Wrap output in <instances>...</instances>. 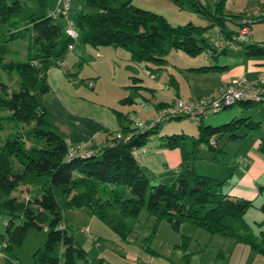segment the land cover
<instances>
[{"label": "trees", "instance_id": "trees-1", "mask_svg": "<svg viewBox=\"0 0 264 264\" xmlns=\"http://www.w3.org/2000/svg\"><path fill=\"white\" fill-rule=\"evenodd\" d=\"M171 1L198 13L205 20L204 25L188 22L173 26L162 15L135 7L129 0L116 6L111 0H86L94 12H80L70 20L76 32L73 39L59 23L61 16L49 15L46 0H0V26L5 29L0 33V129L1 124H6L12 131L3 138L0 135V211L7 216L2 235L3 264H16L8 251L22 243L29 229H41L45 225V241L34 251L32 264H104L101 258L88 257L66 231L63 210L80 207H87L123 240L132 229L128 221H136L144 208L155 221L165 220L171 230L177 231L186 222L209 234L231 237L264 256V197L258 206L262 218L254 222L259 230L254 234L244 219L253 201L220 192L215 188L219 182L212 183L213 179L197 174L192 168L171 182L149 183L131 151L145 148L161 121L141 129L131 123L128 113L113 110L120 125L118 131L106 134L103 143L89 144L87 150H72L53 124L50 113L37 100V92L45 93L49 89L46 70L64 58L68 46L74 43L120 46L127 51L131 62H149L155 66L166 61L164 54L168 48L191 56L205 52L213 63L189 70L220 72L226 66L216 64V59L225 54L227 47L214 48L205 33L211 30L218 39H227L238 35L243 26L249 29L253 21L264 20V11L225 14L227 0ZM247 15H252L250 21L242 22L241 19H248ZM26 30L32 34L24 59L10 58L15 51L6 42L22 37ZM237 46L245 55L264 56L263 40H242ZM11 72L17 76L15 88H10L1 78L3 73ZM131 78L141 82L138 77ZM135 87L152 90L140 84ZM126 100L130 99H121ZM234 104L245 110L260 103L244 100ZM168 119L172 118L162 121ZM197 122L195 140L184 134L161 135L162 146L178 147L188 138L190 147H205L214 152L215 136L226 134L229 139H235L260 127L249 116L232 117L204 131L201 120ZM240 128L246 130L242 135L236 134ZM258 144L264 152V137ZM69 151H74L75 156L68 157ZM12 159L21 165L20 172L11 171ZM19 185L25 197L20 196L21 192L14 193ZM61 224L63 227L59 228ZM143 248L153 253L149 247Z\"/></svg>", "mask_w": 264, "mask_h": 264}, {"label": "rangeland", "instance_id": "rangeland-1", "mask_svg": "<svg viewBox=\"0 0 264 264\" xmlns=\"http://www.w3.org/2000/svg\"><path fill=\"white\" fill-rule=\"evenodd\" d=\"M124 1L128 0H111V4L116 6ZM129 1L135 7L162 15L173 26L188 22L194 25H204L205 23L198 13L185 6H178L171 0ZM46 3L50 11L58 7V0H46ZM243 10L249 14L254 13L253 10L264 11V0H227L225 2V14L233 15ZM80 12L92 13L94 9L86 5V0H68L65 15L58 21L66 26L70 24L74 15ZM4 30V27L0 26V33ZM31 34V30H26L22 37L6 42L8 48L15 51L10 58L24 59L26 49L31 41ZM205 36L209 43L218 39V35L211 30H208ZM242 38L245 42L264 41V20L253 21L248 34L243 35ZM164 57L166 61L158 66L149 62L133 63L128 59L127 51L120 46L92 47L87 44L74 43L64 58L46 70V80L50 89L59 94L71 109L97 116L113 125L114 128L116 127L115 130H119V127L113 110L128 113L132 124L137 121L142 124H150L156 118V111L151 104L144 100L147 96L150 98V93L144 88L135 87L136 84L154 88V96L164 100L174 97L175 90L168 89L169 80L173 78L177 82L178 94L185 100L190 94L187 81L191 76L185 80L187 75L184 73L188 71L187 68L213 63L207 58L205 52L191 56L174 48H168ZM248 60H264V56H248L238 46H231L226 49L225 54L218 56L216 64L234 66ZM131 76L140 78L141 82L133 81ZM1 78L10 88L16 87L15 72L3 73ZM80 79H83L84 82ZM47 96V93H36L39 103H42L44 97ZM124 97L130 100L121 101ZM239 108L238 104H234L202 118V130L225 123L232 116L238 118L248 115L252 121L259 122V129L249 131L245 136H242V144L239 142L241 137L229 139L226 134L215 136L216 150L214 152L200 146H192L187 150V142L190 141L187 138L184 143L179 144L182 155L180 173L187 166L195 172L203 169L202 167L206 166L208 153L210 157L214 155L216 159L222 157L229 159L231 154L234 156L238 152H242L244 146L247 147L254 140L264 137V104H254L246 107L243 111H240ZM52 122L54 124L53 119ZM11 132L6 124H1V138ZM245 132L244 128H240L236 134L242 135ZM161 134H184L195 140L198 137V122L188 117L161 121L157 125L156 133L149 136L145 148L157 142L164 143L159 138ZM137 160H139V156H137ZM12 161L11 171L13 173L20 172L21 165L14 159ZM146 174L150 184L163 182L160 179H153L147 172ZM171 174L173 173L167 172L159 175L161 176L159 178ZM171 181L169 180V182ZM14 193H19L22 197L26 196L20 185L15 187ZM1 199L2 195L0 194V201ZM262 201L263 196L253 201V205L244 216L245 222L254 234H257L259 230L254 222L260 218L258 206ZM63 217L66 231L72 235L74 242L85 250L88 257L101 258L104 264H220L222 258L217 255V252L219 248L228 246L229 241L226 237L209 234L199 228L193 229L186 222L177 231L171 230L165 220L155 221L152 216L147 215L144 208L140 210L136 221L133 223L128 221L132 229L126 240L121 239L104 222L91 214L87 207L65 208ZM6 219L7 216L0 211V264L4 263L1 252L5 247L2 235ZM262 229L264 230V227ZM149 236L151 238L147 241ZM45 237L46 225L41 229L31 228L22 243L12 247L8 253L15 258L16 264H32V255L36 249L42 247ZM144 246L149 247L153 253L145 251Z\"/></svg>", "mask_w": 264, "mask_h": 264}, {"label": "crops", "instance_id": "crops-1", "mask_svg": "<svg viewBox=\"0 0 264 264\" xmlns=\"http://www.w3.org/2000/svg\"><path fill=\"white\" fill-rule=\"evenodd\" d=\"M221 65H225L226 68L220 72L209 71L196 73L189 70L190 67H188V71L184 73L187 75L185 80H188V77L191 76L189 81H187L190 94L185 100L207 95L221 82L232 77L243 76L247 79L263 80L264 84V60H248L245 63L234 66ZM48 88V91L45 92L48 96L44 97L43 102L40 104L50 113L56 129L65 136L70 149H79V151L87 150L89 144L93 143V145H96L103 143L106 141V134L118 131L115 130L116 127L114 128L113 125L108 124L105 120L97 116L84 114L71 109L59 94L50 89L49 85ZM149 88L152 89L147 90L150 93V98L147 96L144 100L146 103L152 105L154 111H157L159 108V103L162 105L172 98L169 97L164 100L156 98L154 96V88ZM177 88V82L173 78H170L168 89L175 90L173 98L182 99L177 92ZM240 111L243 110L240 109ZM115 119L120 128L116 116ZM260 139L254 140L247 147L244 146L242 152H238L234 156L231 154L229 159H224L223 157L216 159L214 155L210 157L208 153L209 156H207L206 166L202 167L203 169L195 170L200 175L213 179L212 183L219 182L215 188L220 192L232 198L256 201L258 197H264V152L259 149L258 141ZM239 142L242 144L243 137L240 138ZM187 145V150H189L191 147L189 144ZM137 156H139V160H137ZM137 156L135 157L136 161L147 179L146 172L153 179L163 181L159 183L169 182V180H173L180 174L182 155L179 146L170 148L162 146V143L157 142L150 144L149 147L145 148L144 152H138ZM198 167L201 168L200 166ZM167 172H172L173 174L159 178L161 177L159 175ZM261 218L262 213L260 212L259 219ZM183 224L185 223H182L180 226ZM223 237L228 238L229 241L228 246L219 248L217 252V255L222 258L220 264H264V256L251 250L248 245L235 242L231 237Z\"/></svg>", "mask_w": 264, "mask_h": 264}, {"label": "built area", "instance_id": "built-area-1", "mask_svg": "<svg viewBox=\"0 0 264 264\" xmlns=\"http://www.w3.org/2000/svg\"><path fill=\"white\" fill-rule=\"evenodd\" d=\"M68 0H58V7L50 11L51 17L65 15ZM257 14L259 11L253 10ZM247 18L241 19L242 22L248 23L250 15ZM249 29L243 26L238 35H232L227 39H217L212 42L216 49L221 47L237 46L238 42L243 40L242 36L248 34ZM65 33L71 37H76V32L70 24L65 26ZM72 45L68 46V50ZM250 101L255 103L264 104V84L263 80L247 79L243 76L232 77L226 81L221 82L211 93L203 96L194 97L190 100H182L179 98H171L166 103L162 104L156 111V118L150 124H142L140 121L134 122V125L145 129L152 126L155 122L162 121L166 118L174 117H188L194 121H200L202 118L216 113L218 110L228 107L238 101ZM116 136H119L116 134ZM145 148H133L132 155L137 156L138 152H144ZM68 157L75 156L74 151L68 152ZM61 224L59 228H62Z\"/></svg>", "mask_w": 264, "mask_h": 264}]
</instances>
